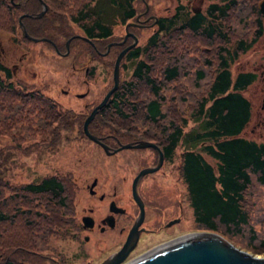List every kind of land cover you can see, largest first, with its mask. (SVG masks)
<instances>
[{"label": "trees", "instance_id": "trees-1", "mask_svg": "<svg viewBox=\"0 0 264 264\" xmlns=\"http://www.w3.org/2000/svg\"><path fill=\"white\" fill-rule=\"evenodd\" d=\"M43 1L47 11L37 17L41 0H0V31L14 37L22 29L19 17L26 13L22 21L32 36L71 29L68 36L75 22L84 36L100 38L105 50L108 41L122 34L114 26L134 20L144 8L140 0ZM228 6L216 10L217 19L212 14L188 17L186 23L175 16L162 18L121 60L130 76L121 78L120 73L117 90L89 129L115 131L124 140H157L168 161L175 155L180 159L178 177L186 185L197 229L263 252L264 212L253 210L260 198L256 188L264 189V141L246 134L253 111L246 91L257 73L231 69L257 42L260 30H251L252 7ZM144 30L136 32L140 36ZM0 72V133L24 153L52 148L70 129L68 112L39 87L15 77L1 59ZM190 120L194 125L188 128ZM82 189L70 173L26 183L0 178V264H57L52 256L59 254L48 251L55 238H78L75 199Z\"/></svg>", "mask_w": 264, "mask_h": 264}, {"label": "rangeland", "instance_id": "rangeland-1", "mask_svg": "<svg viewBox=\"0 0 264 264\" xmlns=\"http://www.w3.org/2000/svg\"><path fill=\"white\" fill-rule=\"evenodd\" d=\"M153 1L158 3L162 14L170 13L173 2L170 0ZM73 26L70 35L76 32L81 33L77 23L73 22ZM145 29L140 34V42L142 43L148 38L153 28ZM70 30L56 31L55 34L51 35H58L59 39L63 41ZM114 30L116 33H123L124 26L116 24ZM21 33V29L17 30L13 37L6 31H0V59L12 69L15 77L32 83L34 87H39L46 95L56 99L60 106L68 112L67 119L70 129L62 131L61 138L52 148L40 147L29 153L13 148L11 145H14V141L11 137L6 133H0V178L13 183H26L38 181L51 174L70 173L81 182V175L92 177L101 172L105 174L109 170L114 176L119 177L120 180L113 178L118 183L119 191L125 193L126 183L121 178L124 175L130 176L136 173L138 151L122 149L118 155L108 156L97 143L80 131L82 116L79 112L86 110L83 104L86 103L90 109L93 104L102 100L107 89L113 84V67L107 65L102 58H95L94 60L89 58L87 43L81 39L72 45L69 54L60 56L55 49L49 47L45 42L26 40ZM77 55L78 71L73 67ZM262 63H264V34L259 37L250 50L231 66V69L234 72L253 70L257 73V80L246 91L247 96L253 102L252 118L246 128V134L251 138L264 141V79L260 76L263 70ZM15 64L18 69H16ZM88 65L91 67L87 71ZM130 73V71L121 69V78H128ZM64 89H67V93ZM75 92H78V97ZM82 93H85L86 96L80 98L79 94ZM76 111H78V116ZM193 125V121L190 120L188 128ZM102 131L105 132L106 130ZM34 138L37 139L38 135ZM27 143L21 142V145ZM118 156H122V159L127 161L121 163L122 160ZM178 160L180 161L179 157L175 155L173 162H167L165 172L158 175L173 190L179 203L182 202L184 205V220L175 226L178 228L177 235L207 231L196 227L186 185L178 177ZM104 188L107 189V187ZM256 189L260 193V198L255 200L256 205L253 213L260 215L264 212V189ZM84 195L83 187L79 195L77 191L75 199L77 213L82 210ZM247 233L244 235L245 237ZM261 235H264V229L261 230ZM244 240H247V237ZM234 245L254 255L264 256V251L254 252L252 249L243 248L240 244L234 243ZM113 246L108 243L106 252ZM85 249L92 252L94 245L89 243ZM50 252L59 254L52 256L57 260V264H85L90 257H97L100 254L97 252L89 253L90 255L78 253V238L75 237L53 239L48 253Z\"/></svg>", "mask_w": 264, "mask_h": 264}, {"label": "flooded vegetation", "instance_id": "flooded-vegetation-1", "mask_svg": "<svg viewBox=\"0 0 264 264\" xmlns=\"http://www.w3.org/2000/svg\"><path fill=\"white\" fill-rule=\"evenodd\" d=\"M170 1L173 2L170 13L162 14L158 3H155L153 0H140L144 8L136 12L134 20H128L124 24V32L119 35L120 39H111L107 42L105 50H102L99 47L100 38L95 37L91 39V41H87L78 37V35L84 36L78 32L66 36L63 41L59 39L58 35H47L45 37H48L50 41L43 42H45L49 47L55 49L56 53L60 56H65L66 41L71 38L69 42L70 51L72 45L75 42L78 43V39H81L87 43L89 58L94 60L99 56V58L105 60L106 64H110L112 62L115 64V60L119 52L134 42V37L129 35L122 44H119V42L124 39L127 32L125 27L128 22L138 24L130 25L129 32L138 37L137 44H139L140 36L136 32L137 29L158 28L161 24V19L169 16H175L180 23L189 22L188 17L191 18L194 15L199 14H208L209 16L212 14L214 19H217L216 16L219 12L216 10H220L227 5H229L228 8L231 9L242 5L245 8V11H249V8L252 7L248 17L249 24L252 25L251 30H260L259 37L264 34V13L261 11L264 0ZM146 3L148 6H146ZM257 8L258 11L255 10ZM213 10L215 11L213 12ZM109 44H111V46L107 51V45ZM137 44L134 47H136ZM56 48H58L59 51H57ZM69 51L68 54L70 53ZM93 51L96 52V55ZM114 64L112 66L113 68ZM261 66L263 67V70L261 71L260 76L264 79V63H262ZM15 67L18 69L16 64ZM73 67L78 71V55L75 57ZM90 67L91 66L89 65L87 66V71ZM112 86L113 84L107 89V91ZM64 90L65 93H67V89ZM75 95L78 97V92H75ZM99 102L100 101L93 104L90 109L89 106L84 103L83 106L86 107V110L80 111L79 113L84 114L85 119L93 107ZM76 115L78 116V111H76ZM90 131L109 145V151H113L118 148L120 143H137L140 140H149L156 143L160 147L164 157L161 166L157 170L144 174L139 178L136 184L138 195L144 206L143 215H141L140 200L136 199L134 196V180L142 169L158 165L160 153L156 148L151 146L126 148L138 151L137 154L139 155L136 159L138 164L136 173L130 176L124 175L121 178V180L126 183L125 193L119 191L118 183L115 180L119 179V177L117 175L114 176L109 170L105 174L101 172L99 175L96 174L92 177H88L87 175L80 176L85 191V200L82 205V210L78 212V253L84 255L89 253L94 254L93 252L100 253L97 257H90L86 260L85 264L102 263L113 253L119 251L127 241L130 231L135 225L138 232L137 240L136 242H132L134 243V246L128 251L119 264H130L151 251L156 250V248L158 249L172 241H175L179 236H181L177 235L178 228L175 226L183 222L185 210L182 202L179 203L177 196L173 193V190L165 183L166 181L162 180L158 176L165 172V167L168 162L166 152L162 146L155 139L133 136L131 139L124 141V137L115 131L104 132L96 131L94 129H90ZM99 146L108 156L118 155L122 150L107 153L101 145ZM118 157L122 160L121 163L127 161L123 160L122 156ZM104 187H107V189ZM174 220L178 221L171 223ZM89 243H91L92 246L94 245V250L92 252L85 249V246ZM108 243L114 246L106 252Z\"/></svg>", "mask_w": 264, "mask_h": 264}, {"label": "water", "instance_id": "water-1", "mask_svg": "<svg viewBox=\"0 0 264 264\" xmlns=\"http://www.w3.org/2000/svg\"><path fill=\"white\" fill-rule=\"evenodd\" d=\"M41 1L43 6L41 11L37 14V17H42L48 8L47 4L43 0ZM146 6H148L147 3ZM261 11L264 13V2L262 3ZM28 15L29 14L24 13L19 17L23 34L28 39L35 42L50 41L48 37H36L30 35L27 32L22 19ZM130 25L138 24L133 22L127 23L125 27L127 32L124 36V39L119 42V44H122L129 35L134 37V42L119 52L113 68V86L106 92L102 100L98 104H96L91 112L85 117L83 121V131L89 139L101 145L107 153L131 147L149 146L154 147L159 151L160 158L158 165L142 169L134 180V196L136 199L140 200L141 215H143L144 206L141 198L138 195L136 184L141 176L149 172H153L161 166L164 155L160 150V147L152 141L140 140L137 143H120L118 148L114 149L113 151H109V145L103 142L100 137L93 134L89 129L90 122L94 119L99 110L107 103L113 92H115L119 86L120 64L122 58L130 48L134 47L137 44L138 37L129 32ZM78 37L87 41H91V39L86 36L78 35ZM70 40L71 38L66 41L65 54H67L69 51ZM110 46L111 44L107 45V51L109 50ZM56 49L57 51H59L58 48ZM83 96H85V93L79 94V97ZM176 221L178 220H174L171 223H174ZM137 236L138 232L135 225L130 231L128 239L123 247L99 264H119L124 256L128 253V251L134 246V243L132 242H136ZM130 264H264V256L254 255L251 252L240 249L218 233L209 231H195L179 236L177 240L166 244L154 251H151L150 253L142 256L141 258L133 261Z\"/></svg>", "mask_w": 264, "mask_h": 264}, {"label": "bare ground", "instance_id": "bare-ground-1", "mask_svg": "<svg viewBox=\"0 0 264 264\" xmlns=\"http://www.w3.org/2000/svg\"><path fill=\"white\" fill-rule=\"evenodd\" d=\"M178 238H179V237H178ZM178 238H177V239H178ZM177 239H176V240H177ZM172 242H173V241H172ZM170 243H171V242H170ZM156 249H157V248H156ZM143 255H144V254H143Z\"/></svg>", "mask_w": 264, "mask_h": 264}]
</instances>
